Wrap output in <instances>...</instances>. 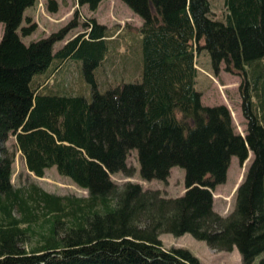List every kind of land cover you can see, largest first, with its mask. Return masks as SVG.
<instances>
[{
  "label": "trees",
  "instance_id": "16d2710c",
  "mask_svg": "<svg viewBox=\"0 0 264 264\" xmlns=\"http://www.w3.org/2000/svg\"><path fill=\"white\" fill-rule=\"evenodd\" d=\"M102 1L78 3L96 9ZM122 1L142 19L135 28L142 62H132L139 76L100 89L101 66L122 30L92 18L57 49L75 21L25 43L37 24L30 16L23 24L24 12L37 0H0V264H203L187 248L164 247L163 232L190 233L219 250L237 247L252 264L264 252V0H223L221 16L210 0ZM48 8L56 9L53 0ZM202 50L215 73L224 64L239 76L245 136L226 104L202 102ZM73 60L91 92L89 85L86 93L51 86L55 71ZM9 135L28 170L44 176L55 165L88 195L57 194L36 182L17 187L2 146ZM131 150L142 179L165 180L173 166L184 168L185 192L165 196L115 182L111 174L133 173ZM250 150L234 208L221 215L213 190L226 180L232 156L244 163ZM40 223L32 242V225Z\"/></svg>",
  "mask_w": 264,
  "mask_h": 264
},
{
  "label": "rangeland",
  "instance_id": "374dc122",
  "mask_svg": "<svg viewBox=\"0 0 264 264\" xmlns=\"http://www.w3.org/2000/svg\"><path fill=\"white\" fill-rule=\"evenodd\" d=\"M51 0H37V2L27 7L24 12L23 24L27 23L25 16H30V20L37 24L36 30L27 36H23L25 43L39 39L58 31L72 21L76 24L71 27L64 40L55 43L57 49L68 39L76 36L85 30V23L94 18L98 23L104 24L110 31L119 32L122 30L123 36L117 41L109 59L101 66L99 75L100 89L109 85H114L119 81L137 79L139 68L132 62L141 63V44L135 28L142 23L141 17L136 14L122 0H103L96 9H91L87 4H79L78 0H53L56 9L51 10L48 4ZM214 14L223 15V0H210ZM3 24L0 23V38ZM20 31V30H19ZM54 60L53 63H55ZM53 65V64H52ZM51 65V66H52ZM80 64L76 61H66L59 71L50 77V84L55 90H64L66 93L91 92V85L81 80ZM50 66V67H51ZM135 67V68H134ZM197 87L202 92V102L206 105L226 104L232 114L236 131L246 133V120L241 111V97L239 93L240 78L224 69L221 65L220 72L215 73L210 57L206 50H202L197 56ZM210 74V76L208 75ZM88 92L87 96L90 95ZM90 99V96L88 97ZM4 153L13 159L12 180L17 187L27 190L31 182H36L43 189L62 195L87 196L88 190L78 186L69 176L59 173L56 166L46 169L44 176H36L28 170L21 151L17 147L15 136L9 135L2 143ZM252 160V151L249 158L241 163L238 156H232L230 166L227 171L226 180L218 184L213 190L214 210L221 215H228L235 204V191L242 181L246 170ZM127 164L132 169L131 175L124 172L111 174V178L118 184L125 181H134L142 184L144 188L158 189L165 196H179L186 190L184 182V168L173 166L170 175L165 180L150 179L145 180L140 176L139 161L137 151L131 150L127 156ZM18 214V213H17ZM43 223L33 224L32 242L36 241ZM45 229V227L43 226ZM160 239L164 247H183L189 249L196 255L203 264H244L242 256L234 247L231 250H219L210 246L205 240L197 239L190 233L174 235L170 232L160 233ZM264 252L256 257L252 264H260V258Z\"/></svg>",
  "mask_w": 264,
  "mask_h": 264
}]
</instances>
